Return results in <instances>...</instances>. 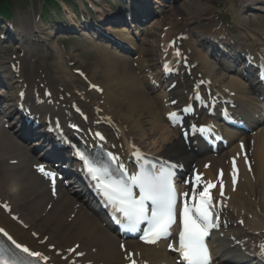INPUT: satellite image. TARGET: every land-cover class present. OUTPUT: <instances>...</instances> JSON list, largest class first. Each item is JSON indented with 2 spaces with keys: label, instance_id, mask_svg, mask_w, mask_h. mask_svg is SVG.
<instances>
[{
  "label": "bare ground",
  "instance_id": "bare-ground-1",
  "mask_svg": "<svg viewBox=\"0 0 264 264\" xmlns=\"http://www.w3.org/2000/svg\"><path fill=\"white\" fill-rule=\"evenodd\" d=\"M210 1L212 0L179 1L173 10L177 14H184L186 19L180 24H171V27L176 29L177 26H183L184 29L180 33L175 32L176 30L170 32L167 30V41L174 40L178 34L191 36L193 39L197 38L191 35L192 26H194V34L205 37L206 32L202 31L198 24L203 22V16L211 13L206 5L210 4ZM245 2L254 8L247 12L242 11L240 18L242 19L244 14H250L252 28L243 31L242 27L236 25L234 33H226L223 28L217 32L222 34L224 40H231L233 35L237 46L243 51L251 53L259 45V36H264V0H245ZM189 14L193 16L191 21H189ZM232 18L235 19L236 16L232 15ZM20 30L27 32L24 27H20ZM205 31L210 32L211 29L205 27ZM115 32L118 33V31ZM135 35L138 36V33ZM23 37L26 41L30 40L26 36ZM193 39L187 40V43L184 44L180 43L183 44L184 54L188 53L191 63L197 65L193 72L207 76L214 85L235 93L238 103L246 112L253 110L257 101L250 97L251 92L248 94L244 85L238 80L240 78L231 76L227 80V77L218 73L210 60L200 52L199 46ZM208 39L218 38L210 36ZM93 50L96 54L94 58L96 61H94V71L88 80L102 89L103 92L100 96L88 93L87 86L85 90L74 88L73 79L69 73L64 71L61 62L51 64L48 60H51L52 57L28 53L30 59L34 61V65H23L20 79H23V83L27 84L30 91L37 90L36 100H39L38 103L29 104L32 114L44 118H53L56 115L60 116L62 121L73 120L84 125L71 111L79 109L87 115L89 127L95 128L93 123L104 119L109 124L113 123L114 134L119 135L122 140L115 142V146L119 144L125 146L126 143L138 145L148 153L175 158L181 156L183 151L176 135L171 133L170 136L164 130L165 124L162 119L164 112L162 101L171 98V94L162 93L161 96L150 98L148 94L150 89L148 90L141 82L142 77L138 80L127 59L125 60L101 47H93ZM147 55V52L142 51L139 56L135 55V57ZM137 62L141 64L139 71L148 68L146 61L137 59ZM96 74L101 79L100 84L92 82ZM158 74L150 76L156 77ZM181 98L177 94L172 99L180 100ZM108 137L113 140L111 135L108 134ZM11 140L13 139L0 129V202L4 204L8 202L12 208L11 214L18 215L20 221L28 229L23 230L18 227L1 210L0 226L9 231L18 242L35 251L46 252V248L53 246L55 250H65L66 252L74 245H78L77 252L83 253L82 263L120 264L122 255L117 250L115 240L105 233L91 214L79 207H73L75 203L72 200L61 199L52 202L44 192L41 183L36 181L26 170L22 149L14 145ZM250 140L249 143L248 138L242 139V142L246 144L243 151L240 152L237 147H233L226 153L228 156L243 153L247 155L250 163L254 164L251 179L249 173L246 174L242 170L243 160L240 161L236 184L235 186L228 184V192L225 195L226 209L229 210L226 213V220L230 223L225 230V238L232 243H238L239 249L243 247L249 249V246L264 244V234L262 233L264 230V129L256 131L255 136H252ZM13 160L17 161L16 166H8L7 164ZM220 166L222 167L223 164L221 163ZM210 171L206 176L213 178ZM214 183L217 188L220 187V182ZM235 220H242L243 227H234ZM33 233H35L34 236H38L37 240L31 236ZM43 239H46V243L40 245L39 243ZM226 247L229 246L223 243V248ZM47 254L53 260H57L53 253ZM144 254L147 256L146 252ZM148 254L149 260L170 263L169 258L160 260L159 257Z\"/></svg>",
  "mask_w": 264,
  "mask_h": 264
},
{
  "label": "snow or ice",
  "instance_id": "snow-or-ice-1",
  "mask_svg": "<svg viewBox=\"0 0 264 264\" xmlns=\"http://www.w3.org/2000/svg\"><path fill=\"white\" fill-rule=\"evenodd\" d=\"M189 110L188 108L184 109L185 112ZM175 118V113L169 114V119L175 120ZM201 131H204V129H201ZM97 135L99 134L97 133ZM240 147L241 151H243L244 145L241 144ZM77 155L83 161L86 173L95 182L94 186L97 193L104 199L107 206L112 209L115 222L123 230L135 233L140 231L141 223L146 222L147 227L142 230L143 234L140 236V240L148 244H155L160 239L167 238L170 235L169 229L176 220V196L172 185L173 172L170 168L161 167L158 173L141 169V171L129 175L122 164L114 172L108 167L100 168L95 166L82 153H77ZM109 157L113 162L118 160L117 157H113L110 153ZM244 159L245 163L249 165V171H251L247 155H245ZM37 171L41 172L45 177L50 178L53 186L55 185L56 173L45 170L43 165H38ZM237 171L235 158H233L231 173L233 186H235L237 181ZM220 175H223L222 171ZM185 183L189 182L186 181ZM191 183V200L194 203H189L188 200H185L181 208L179 246L173 250L179 253L183 264H210L209 251L204 238L208 235L210 228L218 226L215 221L219 217L212 211V199L210 195V189L216 185L208 182L204 185L203 190L197 194L200 176L196 175L194 181ZM134 188L139 189L138 196L134 194ZM220 190L221 196H223L222 182ZM183 195L188 197L189 194L185 192ZM4 207L7 209V205H4ZM117 213L119 214L118 216L115 215ZM13 218L15 219V217ZM0 233L6 236L15 248L21 253H25L27 257H32L36 260H48V257L42 253L30 250L28 247L15 241L3 229H0ZM168 247L172 249L173 246L169 244ZM259 247L260 252L258 255L264 258V244H261ZM121 248L123 249L124 245H121ZM68 251L74 252L75 249H69ZM75 254L78 256L83 255L80 252H75ZM133 257L134 254L128 252L125 259L130 264H138L137 260ZM0 264H30V261L23 257H18L0 243Z\"/></svg>",
  "mask_w": 264,
  "mask_h": 264
},
{
  "label": "rangeland",
  "instance_id": "rangeland-1",
  "mask_svg": "<svg viewBox=\"0 0 264 264\" xmlns=\"http://www.w3.org/2000/svg\"><path fill=\"white\" fill-rule=\"evenodd\" d=\"M43 1L44 0H11L12 6L14 7L15 13L18 17L19 20L27 22V19L30 21L31 25L34 21V15L35 12H39L41 6L43 5ZM47 6H50V4H47ZM51 18H46L45 20H50ZM168 17L165 16L164 18V22H168ZM49 26H51V24H49ZM32 27H34L32 25ZM142 41V40H140ZM146 41L149 42L151 41L150 38H146ZM77 43V41H70V42H66L64 43V46L66 49H70L73 48V46ZM141 43V42H140ZM60 44H63L62 42ZM156 46V44H155ZM74 52L79 55V58L81 60L80 67H85L86 70H88V65H87V61H89L88 59H85L82 55L83 51L85 50H81L80 52H77V49H73ZM75 62V61H74ZM89 71V70H88ZM100 78H95L96 82H99ZM74 86H80V83L76 82L74 84Z\"/></svg>",
  "mask_w": 264,
  "mask_h": 264
}]
</instances>
